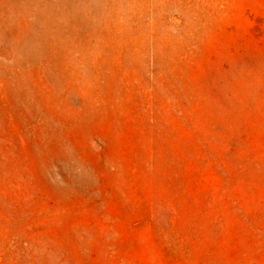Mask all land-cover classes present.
Returning a JSON list of instances; mask_svg holds the SVG:
<instances>
[{
    "label": "rangeland",
    "instance_id": "374dc122",
    "mask_svg": "<svg viewBox=\"0 0 264 264\" xmlns=\"http://www.w3.org/2000/svg\"><path fill=\"white\" fill-rule=\"evenodd\" d=\"M84 197L198 203L212 264H264V0H0V264H59Z\"/></svg>",
    "mask_w": 264,
    "mask_h": 264
},
{
    "label": "crops",
    "instance_id": "0c3cea01",
    "mask_svg": "<svg viewBox=\"0 0 264 264\" xmlns=\"http://www.w3.org/2000/svg\"><path fill=\"white\" fill-rule=\"evenodd\" d=\"M59 212V264H212L210 245L164 197H84ZM200 232V231H198ZM217 264V263H214Z\"/></svg>",
    "mask_w": 264,
    "mask_h": 264
}]
</instances>
